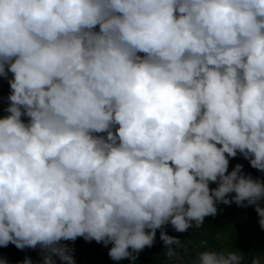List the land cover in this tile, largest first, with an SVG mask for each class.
Segmentation results:
<instances>
[{
    "label": "clouds",
    "instance_id": "1",
    "mask_svg": "<svg viewBox=\"0 0 264 264\" xmlns=\"http://www.w3.org/2000/svg\"><path fill=\"white\" fill-rule=\"evenodd\" d=\"M0 77V246L76 264L61 241L83 237L135 262L160 229L180 260L165 226L201 229L220 203L264 229V180L229 173L238 153L264 173V0H0Z\"/></svg>",
    "mask_w": 264,
    "mask_h": 264
},
{
    "label": "trees",
    "instance_id": "2",
    "mask_svg": "<svg viewBox=\"0 0 264 264\" xmlns=\"http://www.w3.org/2000/svg\"><path fill=\"white\" fill-rule=\"evenodd\" d=\"M9 73V78H11ZM5 83V85H4ZM8 79L0 77V107L3 112L0 117L8 115L4 111L9 106L7 99L9 94ZM242 164L243 171L250 174L254 179L264 180V173L251 167L249 160L245 159L238 153L237 157L230 158L229 173L234 169L236 164ZM217 187L216 184L211 185ZM235 194H229V198ZM264 207V201H261ZM218 214L215 217L208 216L201 229H189L186 232H177L169 224L166 227L167 234L178 237L182 240L184 248H178L180 260L173 258L168 260L164 255L165 244L160 239L161 230L158 229L155 242L151 247H145L139 252L135 262L130 259L115 261L110 258L109 250L111 244L105 246L102 242L97 243L95 240L86 241L83 237H78L75 241H61L67 244L72 251L76 264H187L194 261L199 252L214 249L216 251H239L243 253L241 264H251L253 258H260L264 264V229L260 227L259 215L255 211V206H238L235 203L231 205L218 204ZM202 242H206L202 245ZM173 247H176L173 245ZM131 251V249H130ZM26 258H30L33 264H43L42 250L38 246L35 249L25 248L18 249L15 245L9 244L7 247L0 246V259L7 260L8 264H20ZM56 264H64L58 257H53Z\"/></svg>",
    "mask_w": 264,
    "mask_h": 264
},
{
    "label": "rangeland",
    "instance_id": "3",
    "mask_svg": "<svg viewBox=\"0 0 264 264\" xmlns=\"http://www.w3.org/2000/svg\"><path fill=\"white\" fill-rule=\"evenodd\" d=\"M4 85H5V83H4ZM5 93L9 94V90H6ZM2 112H3V108L0 107V115H1ZM24 119L26 120L27 118L25 117Z\"/></svg>",
    "mask_w": 264,
    "mask_h": 264
}]
</instances>
